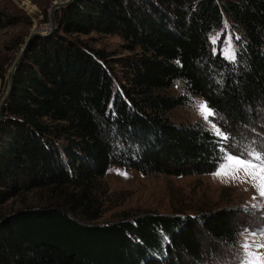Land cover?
I'll return each instance as SVG.
<instances>
[{
  "label": "trees",
  "instance_id": "obj_1",
  "mask_svg": "<svg viewBox=\"0 0 264 264\" xmlns=\"http://www.w3.org/2000/svg\"><path fill=\"white\" fill-rule=\"evenodd\" d=\"M5 16L0 10V26L9 23ZM56 17L55 30L27 47L4 105L0 264L231 259L243 215L251 216L244 209L124 211L107 222L96 219L111 165L145 173L214 171L230 141L249 140L264 112V0H72ZM225 18L237 44L235 60L211 39ZM93 31L119 34L133 52L114 60L122 75L108 51L81 36ZM177 79L184 92L171 90ZM192 94L214 109L227 140L200 120L170 116ZM43 187L53 199L2 211L10 198Z\"/></svg>",
  "mask_w": 264,
  "mask_h": 264
},
{
  "label": "rangeland",
  "instance_id": "obj_2",
  "mask_svg": "<svg viewBox=\"0 0 264 264\" xmlns=\"http://www.w3.org/2000/svg\"><path fill=\"white\" fill-rule=\"evenodd\" d=\"M53 1L0 0V10L7 14L6 19L9 17V23L0 26V63L5 68V75L2 78L3 82L7 81L6 86L9 84L12 64L29 33L34 29H44L48 26L49 9ZM225 19V26L213 30L211 39L215 40L213 43L217 48L220 46L223 55L225 49L231 47L236 58L235 36L229 20ZM81 36L87 38L96 48L108 51L110 63H113L116 71L122 75L121 66L114 60L133 52L126 47L125 40L119 34L93 31ZM171 90L176 93L184 92L186 86L181 79H177ZM1 99L2 97H0V102ZM201 101L206 100L199 94H192L185 104L172 109L170 116L184 123L200 120L210 128V124L203 119L198 110L197 105ZM213 123L225 134L227 133L218 115ZM251 131L253 132L249 134L248 141L239 143L232 140L229 142L223 161L214 171L189 174L145 173L135 168L111 165L103 177L105 184L102 183L103 186L100 189L102 213L96 220L107 222L117 219L124 211H128L133 216L146 210L195 214L202 213L203 210L209 208L224 206L244 209L251 216L243 215L244 228L239 234L237 249L231 259L222 263L242 264L246 256L243 249L244 243H251L253 239L251 233L256 232L258 238L260 231L264 230V197L259 195L258 189L254 187V181L251 177H246L243 170L237 173L238 179H233L231 176H217L215 173L225 163L228 154L247 158L248 154L255 150L264 155V112L263 116L251 127ZM53 198L50 187L23 191L10 198L3 205L2 211L42 204ZM223 253V255L227 254ZM218 256L221 258L220 254Z\"/></svg>",
  "mask_w": 264,
  "mask_h": 264
},
{
  "label": "snow or ice",
  "instance_id": "obj_3",
  "mask_svg": "<svg viewBox=\"0 0 264 264\" xmlns=\"http://www.w3.org/2000/svg\"><path fill=\"white\" fill-rule=\"evenodd\" d=\"M224 55L231 60H235V52L231 47L225 49ZM197 106L203 119L210 124V131L223 140H227L228 136L213 123L217 113L208 105L207 101L198 102ZM241 170H243L246 177L252 178L254 187L258 189L259 195L264 197V155L255 150L249 153L247 158L228 154L225 158V163L220 166L215 175L231 176L233 179H238L237 173ZM251 237L253 238L251 243L245 242L243 245L246 256L242 264H264V251H260L264 249V230L260 231L258 238L256 232L251 233Z\"/></svg>",
  "mask_w": 264,
  "mask_h": 264
},
{
  "label": "water",
  "instance_id": "obj_4",
  "mask_svg": "<svg viewBox=\"0 0 264 264\" xmlns=\"http://www.w3.org/2000/svg\"><path fill=\"white\" fill-rule=\"evenodd\" d=\"M72 0H54L50 9H49V24L46 28L44 29H34L32 30L29 35L27 36L22 49L20 50L19 54L17 55L16 59L14 60L11 70H10V80H9V86L6 94L3 96L0 102V123L3 119V113H4V105L6 100L11 94L12 88L14 86L15 82V73L17 70V67L24 57L25 51L31 41L37 36V35H47L51 33L55 28L57 27V17H56V10L59 9L60 7L66 5Z\"/></svg>",
  "mask_w": 264,
  "mask_h": 264
},
{
  "label": "built area",
  "instance_id": "obj_5",
  "mask_svg": "<svg viewBox=\"0 0 264 264\" xmlns=\"http://www.w3.org/2000/svg\"><path fill=\"white\" fill-rule=\"evenodd\" d=\"M6 82H3V78L0 77V97H2V98H3V96L6 94V92L8 90L9 84L6 86Z\"/></svg>",
  "mask_w": 264,
  "mask_h": 264
}]
</instances>
